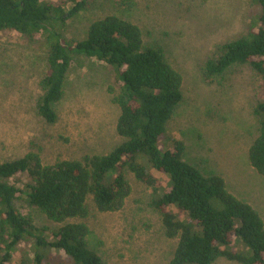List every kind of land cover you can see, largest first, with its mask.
I'll return each mask as SVG.
<instances>
[{
	"label": "trees",
	"instance_id": "1",
	"mask_svg": "<svg viewBox=\"0 0 264 264\" xmlns=\"http://www.w3.org/2000/svg\"><path fill=\"white\" fill-rule=\"evenodd\" d=\"M95 1L69 0L66 6L45 0H0V31L40 38L46 46L36 113L55 122V105L64 95L74 57L96 58L117 76L118 89L110 87L109 92L119 108L116 132L121 139L108 153L83 160L45 164L30 151L0 162V264H105L89 245L86 224L69 220L87 217L88 199L100 212L120 210L131 192L127 171L152 189L151 206L161 214L164 234L177 240L168 264H213L218 257L264 264L260 214L230 193L220 175L186 160L184 142L168 131L183 99L182 76L162 47L146 45L140 27L117 14L91 22L82 38L67 37L68 21ZM253 1L261 7L259 27L217 44L202 64L206 80L242 66L264 79V0ZM252 115L258 135L249 147V162L264 177V100L255 101ZM152 171L165 176L166 183ZM21 197L60 226L48 232L34 225L16 208ZM22 241L30 243V251L15 261ZM234 241L244 249L231 250Z\"/></svg>",
	"mask_w": 264,
	"mask_h": 264
},
{
	"label": "rangeland",
	"instance_id": "2",
	"mask_svg": "<svg viewBox=\"0 0 264 264\" xmlns=\"http://www.w3.org/2000/svg\"><path fill=\"white\" fill-rule=\"evenodd\" d=\"M45 1L70 6L69 0ZM108 14L138 25L144 43L162 47L181 74L183 99L168 131L184 142L185 159L220 175L227 190L264 221V177L248 156L258 135L252 107L257 99L264 100V79L247 66L233 67L212 80L202 73L204 60L217 44L259 27L260 5L253 0H96L68 21L64 32L69 38H82L91 22ZM45 71L46 46L40 38L0 31V162L30 151L45 164L108 153L121 141L116 132L119 108L109 92L110 87L118 89L114 70L96 58L75 56L53 123L35 110ZM152 172L166 183L165 176ZM126 176L131 192L120 210L100 212L88 199L87 217L69 221L86 224L89 245L105 264H168L177 240L164 234L161 214L151 206L152 189L130 171ZM16 208L48 232L60 226L22 197ZM230 248L237 252L244 246L234 241ZM29 249L30 243L22 241L14 260ZM213 264L242 263L218 257Z\"/></svg>",
	"mask_w": 264,
	"mask_h": 264
}]
</instances>
